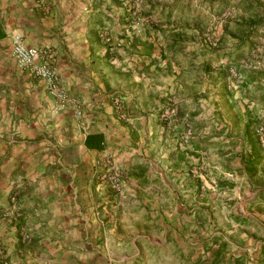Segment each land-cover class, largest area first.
Returning a JSON list of instances; mask_svg holds the SVG:
<instances>
[{"label": "crops", "instance_id": "0c3cea01", "mask_svg": "<svg viewBox=\"0 0 264 264\" xmlns=\"http://www.w3.org/2000/svg\"><path fill=\"white\" fill-rule=\"evenodd\" d=\"M171 11L135 28L121 0H0V264H193L200 210L232 198L264 205V158L252 179L239 157L264 98L245 82L226 93L222 59L208 51L168 50L176 32L185 51L203 49ZM15 36L50 51L81 115L16 64ZM88 135L101 147H88ZM105 156L121 167L120 192L98 179Z\"/></svg>", "mask_w": 264, "mask_h": 264}, {"label": "rangeland", "instance_id": "374dc122", "mask_svg": "<svg viewBox=\"0 0 264 264\" xmlns=\"http://www.w3.org/2000/svg\"><path fill=\"white\" fill-rule=\"evenodd\" d=\"M121 1L125 2V0ZM261 1L264 2V0ZM236 2L237 0H229L227 3H225V0H141L133 4L130 2L129 5L135 10V13H132L133 21L140 20L149 24L157 23V20L161 18L165 19L164 13H166V10L167 15L172 10L174 19L178 18V21L185 24V26L188 23L192 26L193 30H190L189 27L187 30H190L191 34L193 33V36H195L193 38L197 42L198 47L203 48L202 53L198 55L202 56L208 51L209 58L214 59L215 62L222 59L221 63H228L229 60H233L234 42L229 39L219 41V38L223 32L224 23L230 20V23L233 24L240 17L242 10L237 7ZM171 3H174V6H170ZM253 39V48L248 47L249 45L245 46V54L241 57L242 64L246 63L248 65L246 68L248 69L264 70V28ZM229 51L231 52V57L228 54ZM231 67H234V65L231 64L228 68V86L230 89L234 84H243L242 73L235 70L237 75L241 74V76H233L230 72ZM260 81L257 85L251 84V90L252 95L254 94L263 98L264 92L259 88L264 87V78ZM254 85L256 87L253 88ZM260 105L261 103H259L257 117L264 119V106ZM247 145H249L248 141ZM262 147L264 148V146ZM234 159L235 155L228 157V160L232 161ZM233 168L237 171L236 174H239V170L242 169L235 166ZM246 187L248 186H243L244 191ZM247 189H249V197H253L252 191L255 188L249 186ZM226 195L225 197L227 198L233 195V193L230 190L226 192ZM240 195L242 196L241 193ZM239 201L238 198L217 201L219 204L222 203L219 209L216 208L211 211V207L208 206L207 214H204V211L200 210L203 214L199 216L198 228L193 230L195 233L193 234L194 237L193 235L189 236L192 244L198 246L199 252L195 259H201L204 263L208 260L207 258L211 254V250L203 249V244L216 249L221 247L223 241H227L228 245L224 250L223 258L227 257L230 261L242 258L241 261H245V264H258V252L262 238H264V205H247L245 202ZM203 207L206 210L207 206L203 205ZM234 211H236L235 215L248 219L247 225L246 223L241 224L235 221L232 215ZM228 212L231 213L229 214Z\"/></svg>", "mask_w": 264, "mask_h": 264}, {"label": "trees", "instance_id": "16d2710c", "mask_svg": "<svg viewBox=\"0 0 264 264\" xmlns=\"http://www.w3.org/2000/svg\"><path fill=\"white\" fill-rule=\"evenodd\" d=\"M214 1V0H212ZM229 0H225L227 3ZM236 5L238 8L242 10L240 13V17L234 21V23H230V20H227L223 26V32L219 38V41H223L225 39H229L234 42V56L233 60H229L228 63H221L219 65L218 77L221 79L223 85L222 89L229 94V90H231L228 86L229 83V73L228 68L229 65L233 64L237 70L242 73L243 83L246 84H258L264 78V70H255L251 68H246L241 61V57H243L244 49L246 45L248 47L253 48L254 39L257 34L264 28V2L261 0H237ZM170 6H174V3ZM184 32V30L182 31ZM184 33L176 32L171 39V43L168 45V50H174V48L181 52L183 55L191 54L198 55L202 53V50L193 49L190 51H185L184 48L186 44L182 41ZM182 42V43H181ZM206 50V49H205ZM231 57V52H228ZM200 67V70L204 72H208L211 69L210 62H201L197 64ZM241 75V74H240ZM264 92V88H259ZM264 98V97H263ZM264 102V100H263ZM259 123L264 124V119H259L257 116L249 115L246 123L244 124L243 129V138L245 141L249 143L250 151L248 154H241L240 160L243 162V168L248 172L249 177L254 179L259 170V166L264 158V148L259 141L258 136L256 135V127ZM86 145L88 147H97L100 148L102 145V139L100 135H88L86 138ZM262 150V151H261ZM263 152V153H261ZM262 175L264 176V170L262 171ZM264 194V190L261 192ZM235 221L247 225L248 219L242 217L240 215L234 216ZM217 241V240H214ZM213 241V243H214ZM221 247L216 248L210 257V261L212 264H218L220 259H222L224 250L228 245L227 241H223L221 243ZM258 263L264 264V238H262V242L258 252ZM193 264H205L201 259H196Z\"/></svg>", "mask_w": 264, "mask_h": 264}, {"label": "built area", "instance_id": "2783aa9c", "mask_svg": "<svg viewBox=\"0 0 264 264\" xmlns=\"http://www.w3.org/2000/svg\"><path fill=\"white\" fill-rule=\"evenodd\" d=\"M141 0H125L124 5L127 7V11L130 15L135 13V10L131 8L129 3H136ZM143 21H133L134 27H138ZM100 35L104 41L108 44L112 43V38L108 34L107 28L100 30ZM211 42V41H209ZM12 56L16 64L31 72L34 76L44 79L48 92L55 98L60 108L71 106L74 108L77 116L82 114L79 108V100L77 97L70 95L64 86L62 85L60 74L58 69L52 62L51 53L48 49L39 48L35 46H27L19 36L13 37L12 40ZM245 67L248 65L243 63ZM237 68L231 67L230 72L235 77H240L235 71ZM113 103L116 110L119 112L120 117L124 116L122 110V99L120 97H113ZM190 129L188 130V134ZM256 135L259 138L260 143L264 146V124L259 123L256 127ZM99 172L98 179L100 182L107 184L113 191L120 192L122 189V170L118 163V160L112 156H105L98 162ZM14 201V197L11 198ZM5 263V262H4Z\"/></svg>", "mask_w": 264, "mask_h": 264}]
</instances>
